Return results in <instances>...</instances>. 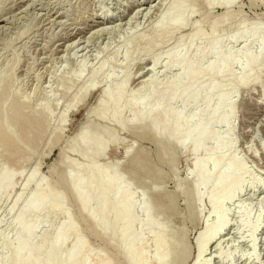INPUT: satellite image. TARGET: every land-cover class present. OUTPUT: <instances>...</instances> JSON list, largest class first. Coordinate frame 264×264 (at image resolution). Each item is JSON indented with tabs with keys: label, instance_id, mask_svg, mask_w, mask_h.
I'll list each match as a JSON object with an SVG mask.
<instances>
[{
	"label": "rangeland",
	"instance_id": "obj_1",
	"mask_svg": "<svg viewBox=\"0 0 264 264\" xmlns=\"http://www.w3.org/2000/svg\"><path fill=\"white\" fill-rule=\"evenodd\" d=\"M183 1V15H168L178 0H0V110L6 131L13 130V142L0 141V172L14 175L13 188L0 200V264H20L14 249L20 246L19 257H28L27 241L37 264H47L46 252L63 225L71 230L61 253L79 241L82 264H131L129 252L133 264H264V0ZM94 22H105L95 35ZM176 23L183 28L174 30ZM250 30L257 34H242ZM169 53L179 57L169 59ZM219 54L236 60L221 63ZM212 65L225 76L209 74ZM188 66L195 71L191 78ZM202 82L219 91L207 95L205 88L199 99L182 100ZM16 106L27 127H14ZM215 108L220 114L203 141L213 152L193 157L194 134L183 140L170 129L191 120L197 131ZM160 111L164 116L156 121L165 138L149 132L146 122ZM131 150L138 160L123 182L134 192L129 207L135 221L128 227L111 212L105 225L98 187L87 191L86 207L75 199L79 170L100 166L105 179ZM193 160L210 177L219 166L226 176H241L230 199L213 206L223 190L199 184ZM120 200L114 192L107 197L108 205ZM50 201L51 209L24 212L30 202ZM144 202L168 228L163 247L149 231ZM59 205L64 213L56 211ZM19 216L34 226L33 239L18 240ZM184 249L187 255L179 253Z\"/></svg>",
	"mask_w": 264,
	"mask_h": 264
},
{
	"label": "bare ground",
	"instance_id": "obj_2",
	"mask_svg": "<svg viewBox=\"0 0 264 264\" xmlns=\"http://www.w3.org/2000/svg\"><path fill=\"white\" fill-rule=\"evenodd\" d=\"M184 3L185 2L183 0H180V1L178 0V2H176L172 6V9L169 11L168 15L174 14V13L178 14V15H183L184 10H185L184 9V5H185ZM3 22H4V20H2V18H0V23H3ZM104 26H105V22H96L91 28V34H94V35H95V33L98 34L97 32L102 31L105 28ZM183 26L184 25L181 23H176L175 25H173V29L179 30V29L183 28ZM212 29L216 30L217 28H216V26H213ZM93 30L95 33L92 32ZM82 32L80 34H84ZM242 34L244 36H246L247 34L256 35L257 33L255 31L250 30L249 32L243 31ZM75 37H76V35L74 37H71V40H74ZM78 42L79 41H74L73 45H75L74 46L75 48L78 46L77 45ZM215 51H216V48L213 46L209 49L208 54L209 53H215ZM263 53H264V49H263ZM178 54L179 53H169V59H177L179 57ZM219 55L223 59V61L221 63L229 64L232 61H234V59H235V57H233V56L224 57L221 54H219ZM248 59L250 60L251 63H253V65L257 64L256 59H251L249 57H248ZM158 62H159V58L155 59L154 62L151 64L150 69H149L151 74L154 73L153 72L154 70H156V68L159 64ZM103 69L104 68L102 67V70ZM83 70H84V68H82V72H83ZM185 70H186L185 74L190 78L193 76V73L195 72V71L192 72L191 69L189 68V66L186 67ZM221 70L222 69H221L220 65H212V66H209V68H208L209 74L216 73V74L222 75L224 77L225 75H224V73L221 74ZM248 74L249 73L246 72V76H248ZM151 85H153L152 80L149 82L148 86L146 87L148 94L152 92V86ZM192 87H193L192 89H190L189 91H185L180 95L183 101H187L190 98L199 99L200 98L199 97L200 92L202 90H205V88H206L205 83H203V82L198 83ZM124 91H125V85H121L120 88H118V94L122 95L124 93ZM218 91H219V87H216V86H210L209 88H206L207 95L214 94ZM173 97H175V96H173ZM173 97L171 96L169 99H171ZM227 97H228V95L222 96L220 98V102H223L224 100H226ZM218 106L221 107L222 104H219ZM11 111H12L11 116L13 117V122H14L15 128H17V126L19 127L21 125V123L23 125L25 123V127H27L30 124V121L24 120L25 121L24 122L22 120V117L19 115V113L21 111L17 106L13 107ZM218 113L220 114V109L215 108L214 110H212L211 114L207 118V124L205 126L199 128L197 131L193 130V132H192V130L190 128L191 120H187L186 122L181 121L179 124H177V126L175 128L173 127L172 129H170V132L173 135H177V136L181 137L183 140L189 139L194 134V136L196 138V142H195V145L189 149V152H190V154L193 155V157L198 156L199 153L200 154H203V153L205 154L206 152L211 153L213 151H210V150L207 151L204 148V145H203L204 142L203 141L207 140L209 127H210V125L215 123V121L217 120V114ZM24 116H26V115H24ZM160 116H164L163 111H160V113H157L156 115H152V116L149 115L146 118V122L148 123V128H149L148 131L151 133L153 132V133L157 134L158 136L165 138L163 127H161L158 124V122L156 121V118L160 117ZM178 119L180 120V117L176 116L177 121H178ZM5 120L6 119L2 116L1 110H0V141L3 142L4 144L13 139V137L11 136L13 134V130L9 128V130L6 131L7 126H6ZM33 122H34V120H33ZM16 124H17V126H16ZM142 130H144V129H142ZM12 142H13V140H12ZM82 142H84V141H82ZM177 148H179V147H177ZM179 150H180V148H179ZM132 151L133 150H131L130 152H128L126 154L125 159L121 163H119L116 167H114L110 170L108 176H106L105 179L102 178V169L100 166H96L95 168L91 169L88 172H85L84 169L79 170V172L84 176H82L80 174L78 179H76L75 189L73 191L74 195H75V199L79 204H81V206L86 207L90 203V196H89L87 191H92L94 187H98V189H100V198L98 199V207L100 209V212L103 215L102 223L105 225L107 224V221L105 219L108 218V216L111 212H115L117 214V219H118L117 221L118 222L128 220V224H129L128 227L130 225H132V223L135 221L134 212H133L132 208L129 207L132 203V198L134 196V192L131 189L132 187L130 188L128 185H126L123 182L124 174H126V172L127 173L131 172V170H133V168L136 166L135 164L138 160V159H135V157L132 158V156H131ZM73 152H75V151H73ZM192 155L190 157H192ZM195 160L192 161V164L194 165V170L197 172V182L199 184H205V185L213 184V187L216 190H220V189L223 190L222 196L218 200L211 199L213 206H215V207L220 206L223 202L230 199L231 198L230 193H231L232 187L241 181V176H237V177H235L233 175H227L226 176L223 174V172H222L223 169H221V166H219V167H216V169H215V173L216 172L218 173L216 175V177H214V176L210 177L203 168H201V167L198 168L197 164H194ZM219 160L221 163L225 161L224 158H221V157L219 158ZM124 169H125V171H124ZM125 179H126V177H125ZM30 182H29V184H30ZM13 186H14V175L13 174H4L3 172H0V200H1L2 196L6 194L5 192H7L8 189L13 188ZM153 187H155V186H153ZM224 191H226V192H224ZM112 192H114V194L117 197H119L121 200L119 202L113 204V205H108L107 197ZM53 207H54V204L51 201L47 202V203L30 202L25 207L24 212L38 213V212L44 211L48 208L51 209ZM144 207H145V210L148 212L146 202H144ZM56 211H58L60 213L65 212L61 205L57 206ZM148 219L150 222V229H149L150 233L154 235L158 245L160 247H163L164 244H163L162 240L164 238H166L165 231H167L166 229H168V228H165L163 226L164 224H162V226L158 225L156 223V221L151 217L149 212H148ZM15 224H16L17 228L19 229L18 236L21 235L22 237H25L28 240L33 237L34 231H35L34 226L33 225L30 226V225L24 223L22 216H19L16 218ZM166 225L168 226V224H166ZM260 226H261V224H257L256 231L259 230ZM68 229L71 230V228L68 225H63L61 228H59L57 230L55 237L53 239L54 247L52 249H50L48 252H46L47 264H55V263L60 264V262H65V264H82L81 256H82V253L84 252V249H83V246L81 245V243L79 241H76V244L73 246L72 250L69 253H67L66 255L61 253V248L64 246V244L66 242V236L68 233V231H67ZM215 234L216 233L211 234L208 239H206L203 243H201L200 248H199V257L203 256V253L205 252L206 246L212 242V240L215 238ZM184 236L185 235L183 234L182 239H181L182 241L185 238ZM25 238H24V240H25ZM141 238H142L141 233H138L135 237L134 242L135 243L140 242ZM18 240L21 241L20 236H19ZM17 246L14 249V252L18 256L17 259L15 260L16 262H18L20 264H37L38 263V261L40 259H38L34 255V251H36V249L33 246V244H30V242L27 241L28 253H27V251H26V253L29 256L28 257L25 256L24 258L19 257L20 246H18V247ZM181 252H183L184 254L187 255L189 251L184 249L183 251H179V253H181ZM127 255H128V258H129L131 264H133L132 253L129 252ZM230 264H231V262H230Z\"/></svg>",
	"mask_w": 264,
	"mask_h": 264
}]
</instances>
